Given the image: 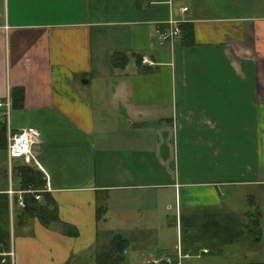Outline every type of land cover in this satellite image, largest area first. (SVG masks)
Segmentation results:
<instances>
[{
	"label": "crops",
	"instance_id": "1",
	"mask_svg": "<svg viewBox=\"0 0 264 264\" xmlns=\"http://www.w3.org/2000/svg\"><path fill=\"white\" fill-rule=\"evenodd\" d=\"M3 1L0 99L14 130L40 129L34 165L78 232L17 223L23 190L0 148L15 264H101L116 235L118 264H264V0ZM172 18L190 23L191 44L160 41ZM173 208L180 244L167 247ZM203 210L259 224L261 240L183 252L182 225ZM132 240L149 253L129 263Z\"/></svg>",
	"mask_w": 264,
	"mask_h": 264
},
{
	"label": "trees",
	"instance_id": "2",
	"mask_svg": "<svg viewBox=\"0 0 264 264\" xmlns=\"http://www.w3.org/2000/svg\"><path fill=\"white\" fill-rule=\"evenodd\" d=\"M190 23L181 24L182 36L184 41L192 43V30ZM24 95V87L13 88V96L22 99ZM0 148H7V134L5 124H0ZM12 178L16 181V189L23 190V199L25 201V208L18 209L16 212L17 223L23 225L31 218L38 217L42 222L49 225L52 222L60 223L63 231L66 234L77 235V229L65 222H62L58 217V208L53 197L46 190L47 177L45 173L36 165L22 162L21 160L14 159L12 164ZM40 194V199H37L36 195ZM9 206L10 197L9 193L0 191V252L6 251L10 248V219H9ZM107 210V204L105 197H99L97 204V213L103 216ZM206 217V220H200L198 224V218ZM218 214L212 213L210 210H203L200 214L199 211H193L187 215V222L182 225V242L183 252L195 254L200 250L208 248L209 251L219 247L221 243L242 241L244 239H250L249 236H254L252 241L258 242L261 240V231L259 224L254 226H248V230L245 226L238 223L232 224L238 221L235 216H231L230 220L227 219L225 223L217 220ZM227 218V217H226ZM195 220V222L193 221ZM197 225L201 227V232L198 234V239L193 242L198 245H192L187 238V229L189 226ZM186 230V232H185ZM250 234L246 236V233ZM127 240L121 235L114 236L113 240L108 244L104 256L99 257L101 264H118L123 261V251L127 248Z\"/></svg>",
	"mask_w": 264,
	"mask_h": 264
},
{
	"label": "built area",
	"instance_id": "3",
	"mask_svg": "<svg viewBox=\"0 0 264 264\" xmlns=\"http://www.w3.org/2000/svg\"><path fill=\"white\" fill-rule=\"evenodd\" d=\"M188 6H183L182 9L186 10ZM171 24L168 30H162L158 28L160 41H165L167 39L176 38L181 33V25L177 19H169ZM11 102L10 98L0 99V122L4 123L6 126L7 133V155L9 160L12 162L14 159L21 160L25 163L38 164L36 158L38 152L39 143L42 140V133L40 129L36 127H22L18 130H14L11 124ZM10 194L14 193L13 189H8ZM22 192V191H21ZM36 197H40L37 194ZM17 205L19 207H25V201L21 196L18 197ZM180 258L182 255L179 256ZM171 262L169 258H164L159 262ZM0 264H15V253L13 250L1 251L0 252Z\"/></svg>",
	"mask_w": 264,
	"mask_h": 264
},
{
	"label": "rangeland",
	"instance_id": "4",
	"mask_svg": "<svg viewBox=\"0 0 264 264\" xmlns=\"http://www.w3.org/2000/svg\"><path fill=\"white\" fill-rule=\"evenodd\" d=\"M3 6H4V1L3 0H0V8H2ZM263 10H264V8H263ZM171 215H172V218H173V223L170 226V230L167 232L165 241H166V245H169L167 247H174V246L176 247L178 244H180V242H179V236L180 235L178 234V232L176 230V228H177L176 222H175L176 210L174 208L171 211ZM200 220H203V222H204L206 220V217H200V218H198V221H197L198 224H199ZM193 221L195 222V220H193ZM263 225H264V219H263ZM126 227H128V226H126ZM200 228L201 227H199L197 225L196 226L193 225V226H189V228L187 229L188 231H187V238H186V240L189 241V243H191L192 245H195V247H197L198 245H201V244H197V243L193 242L194 240L198 239V237H199L198 234H199V232H201V229ZM185 232H186V230H185ZM125 233H126V235L129 236V238L132 237V234H130L129 232H125ZM262 240H264V238ZM149 243L150 244H152V243L154 244L155 243V240L152 239V240L149 241ZM136 244L137 243L134 240H132L130 242V247H129L128 250H129L130 253L133 254L132 255L133 257L130 256L129 259L126 262H129V263L135 262V260H136V257L135 256L137 255V253H138L139 250L140 251L143 250L145 253H147V250H145L146 247L135 246ZM151 253L152 254L150 255V257L151 256L152 257H156L157 251H154V252H151Z\"/></svg>",
	"mask_w": 264,
	"mask_h": 264
},
{
	"label": "water",
	"instance_id": "5",
	"mask_svg": "<svg viewBox=\"0 0 264 264\" xmlns=\"http://www.w3.org/2000/svg\"><path fill=\"white\" fill-rule=\"evenodd\" d=\"M87 80V79H86Z\"/></svg>",
	"mask_w": 264,
	"mask_h": 264
}]
</instances>
